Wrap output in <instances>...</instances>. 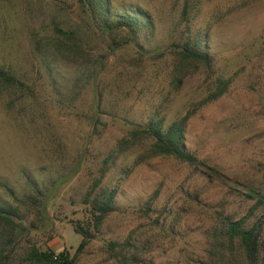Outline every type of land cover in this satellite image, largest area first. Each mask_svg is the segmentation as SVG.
I'll return each instance as SVG.
<instances>
[{"label": "rangeland", "instance_id": "1", "mask_svg": "<svg viewBox=\"0 0 264 264\" xmlns=\"http://www.w3.org/2000/svg\"><path fill=\"white\" fill-rule=\"evenodd\" d=\"M101 3L0 0V264L245 262L224 227L264 219V0Z\"/></svg>", "mask_w": 264, "mask_h": 264}, {"label": "trees", "instance_id": "2", "mask_svg": "<svg viewBox=\"0 0 264 264\" xmlns=\"http://www.w3.org/2000/svg\"><path fill=\"white\" fill-rule=\"evenodd\" d=\"M100 6L101 8H103V3H101V0ZM136 22L137 21L135 19H130L129 17L125 19H119V25H124L130 28L137 25ZM179 48L180 52L184 55L185 58H191L205 64H209L210 62L209 57L201 51L202 49L200 46V41H195L193 43L190 40L186 43L181 44ZM0 80L10 82V80L14 79L8 77L6 73L0 71ZM145 132L147 136L154 141V149L157 153L173 155L183 162L197 164V158L192 153L187 151L185 147V136L181 128H171L168 131H165L161 127L160 122H154ZM99 208L100 211L104 212L103 217L111 211V207L109 204H104ZM2 212L3 211L0 210V217H3L1 214ZM100 222L101 220L98 221L97 225H99ZM224 228L225 241L227 242V248L230 250V255L232 256L235 252L238 253V249H241L243 255L246 256V259L245 262L240 260L241 263L239 264H254L252 258V245L256 228L250 230L245 229L242 220L229 223L225 225ZM78 233H80L83 237L77 249V253L79 254L88 246L89 242L93 239V235L91 231H78ZM56 264H71V262L61 257L59 263L57 262Z\"/></svg>", "mask_w": 264, "mask_h": 264}, {"label": "water", "instance_id": "3", "mask_svg": "<svg viewBox=\"0 0 264 264\" xmlns=\"http://www.w3.org/2000/svg\"><path fill=\"white\" fill-rule=\"evenodd\" d=\"M264 226V219L258 224L254 239H253V245H252V258H253V263L257 264V244H258V239L260 238L261 235V230L262 227Z\"/></svg>", "mask_w": 264, "mask_h": 264}]
</instances>
